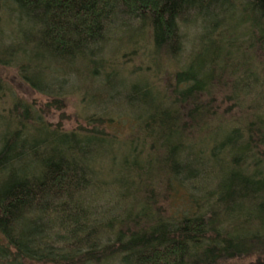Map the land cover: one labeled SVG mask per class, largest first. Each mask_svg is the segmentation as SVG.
<instances>
[{
    "label": "trees",
    "instance_id": "16d2710c",
    "mask_svg": "<svg viewBox=\"0 0 264 264\" xmlns=\"http://www.w3.org/2000/svg\"><path fill=\"white\" fill-rule=\"evenodd\" d=\"M4 10L33 26L24 41L6 33L22 46L0 64L46 98L75 92L87 121L54 128L21 99L2 111L13 122L0 138V236L15 264H264V0ZM123 113L120 137L107 128Z\"/></svg>",
    "mask_w": 264,
    "mask_h": 264
},
{
    "label": "rangeland",
    "instance_id": "374dc122",
    "mask_svg": "<svg viewBox=\"0 0 264 264\" xmlns=\"http://www.w3.org/2000/svg\"><path fill=\"white\" fill-rule=\"evenodd\" d=\"M0 17H1L0 54L3 52L1 55L6 56L5 54L6 52L8 53V51L11 52L13 50H18L22 46V44H19V46L16 45L15 47L9 44L6 46L5 44H7V41L5 40L7 39L8 36L6 35V33L9 34L8 31H10V34L17 37L18 40L24 41L32 33L31 29L33 23L32 21L26 19L24 15L20 17V15L15 14L9 10H4L0 15ZM114 33L115 32H112L111 34ZM116 38H118V35H113V40ZM111 43L114 44V41ZM1 55H0V60L2 61L6 60L5 58L7 57H4L3 59V56ZM135 59H134V65L135 64L138 65L139 62L136 61ZM19 61L21 63L31 62V60H29V58L24 55H21L19 57ZM121 61H122L121 58L116 57L115 62L120 67H122ZM51 65L52 64L50 63L49 66ZM15 69L16 68H11L9 66H4L0 64V94L4 95L3 97H0V138L5 133V131L10 128L13 122V120L9 119L8 116L3 115L2 111L10 108L11 105L13 104V101L16 99H21V102L23 101L26 104L28 103L27 104L28 109L32 108V110H37L38 113H40L41 116L43 117V120L46 123L53 125L54 128L72 131V130L80 129L82 126L86 127L87 121L84 120L85 114L83 112V102H81L78 94H75V92L71 94L62 90L61 94L63 92V95L66 96L58 97L59 98L58 100L54 98H46L45 96H42L37 92L33 91L32 89H30L29 85L23 80L18 70ZM124 74L126 73L124 72ZM52 78L53 76L51 75L48 79H52ZM71 82H73L76 85V80L74 77H71ZM213 101L215 103H219V100L214 99ZM233 105L234 104L231 101L225 98L224 102L222 103V110L224 109L227 112L228 108L231 109ZM126 111L128 112V109H126ZM114 112L115 114H117L116 109L114 110ZM231 112L233 111L231 110L227 113H231ZM93 114L94 113L91 112L89 115L92 116ZM129 114L123 113L122 114L123 120L121 122H116L108 126L107 131L113 134L115 133L121 135L120 137H125L129 135L132 129L131 126L132 124L130 123L128 118L130 117ZM106 122L107 121H103L104 124H106ZM108 124L109 123H107L106 125ZM46 132L48 131L41 130L39 127H37L34 133L37 134L36 137H39L38 139L41 140L49 137V134H47ZM101 165H106V164L102 163ZM103 178H107V176ZM165 205H166V209H168V213L171 215L174 209L173 208L171 209L170 200L166 201ZM108 213L109 212H104V216L110 217L112 213L110 214ZM99 216H101L100 211H98L95 214V218ZM1 246L5 250L9 248L7 247L8 244L6 240H4L0 236V247ZM13 257H14L13 251L11 248H9L6 256L0 254V264H15L14 263L15 260H13L14 259ZM22 262L23 264H31L27 260Z\"/></svg>",
    "mask_w": 264,
    "mask_h": 264
}]
</instances>
